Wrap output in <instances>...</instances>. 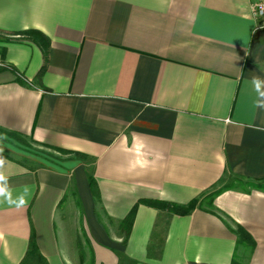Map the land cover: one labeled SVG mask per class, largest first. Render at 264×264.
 <instances>
[{
    "label": "crops",
    "instance_id": "1",
    "mask_svg": "<svg viewBox=\"0 0 264 264\" xmlns=\"http://www.w3.org/2000/svg\"><path fill=\"white\" fill-rule=\"evenodd\" d=\"M257 1L0 0V171L27 200L0 199V264H231L238 226L256 243L242 264H264L262 190L231 188L214 213L140 205L122 226L141 200L264 181ZM29 30L47 56L12 36Z\"/></svg>",
    "mask_w": 264,
    "mask_h": 264
},
{
    "label": "trees",
    "instance_id": "2",
    "mask_svg": "<svg viewBox=\"0 0 264 264\" xmlns=\"http://www.w3.org/2000/svg\"><path fill=\"white\" fill-rule=\"evenodd\" d=\"M12 36H20L32 43L37 44L38 46H40V48L43 50V53L45 56H47L49 48H50V40L47 36H45L43 33L36 31V30H29V31H25L19 34H14ZM3 40L5 42L10 41L11 39L9 38H1L0 37V41ZM0 53L2 54V57H4L5 52L4 51H0ZM44 69H42V71L39 73L38 75V81L41 80L42 75H43ZM64 154L68 155V154H72L69 151H61ZM77 156H81L80 154H78ZM238 180V185L232 184V185H226L222 188H220L219 190L214 191L213 193L207 195L206 197L203 198H196L194 200H192L191 202H189L188 204L185 205H181V204H175V203H171V202H164V201H156V200H141L130 212V214L128 215V217L124 220L122 226L124 229H128L130 230L131 227L133 226L134 223V219L136 216V212L137 209L140 205H145L151 208H154L156 210L159 211H164V212H168L172 215H176V216H188L190 215L192 212H194L196 209L198 208H208L212 213H214V207H213V201L214 199L219 196L220 194H222L223 192L231 189V188H237V187H241V181H239L240 179L237 178ZM247 188H253V189H258V190H262L264 191V181L261 182H248L247 183ZM247 190V189H245ZM205 203L207 204V206L205 207ZM234 234L236 235L237 238V245H236V251L232 260L231 264H242V260L241 257L239 256V253L241 250H243L244 256H246L247 258L249 256L252 255L255 247H256V243L253 240V238L251 237V235L241 226H238L237 229L234 231ZM127 239V237H126ZM31 254H36L33 252V250H30V254H28V257L31 258ZM27 262H24L22 264H25Z\"/></svg>",
    "mask_w": 264,
    "mask_h": 264
},
{
    "label": "clouds",
    "instance_id": "3",
    "mask_svg": "<svg viewBox=\"0 0 264 264\" xmlns=\"http://www.w3.org/2000/svg\"><path fill=\"white\" fill-rule=\"evenodd\" d=\"M250 81L256 93L255 106L258 109H264V76L252 74ZM4 163V159L0 158V168L3 167ZM0 199L15 204L17 207H23L27 204V200L23 195L15 199L12 198L10 189L7 186V178L2 171H0Z\"/></svg>",
    "mask_w": 264,
    "mask_h": 264
},
{
    "label": "rangeland",
    "instance_id": "4",
    "mask_svg": "<svg viewBox=\"0 0 264 264\" xmlns=\"http://www.w3.org/2000/svg\"><path fill=\"white\" fill-rule=\"evenodd\" d=\"M26 144L29 146V148L30 149H32V150H36V151H39V152H43V153H45V154H48L49 156L51 155V156H53V157H58V158H62L63 157V153H61V154H56V153H54L53 151L52 152H49V151H47V150H41L35 143H33L32 141H30V140H26ZM230 180V181H229ZM228 181H225L224 183H222L221 185H222V187H224V186H226V185H232V184H235V185H238V180L235 178V179H229ZM226 183V184H225ZM247 183H248V181H246V182H242L241 183V187H240V189H242V190H245V189H247ZM205 207L207 206V204L205 203V205H204ZM81 241H83V243H85V240L84 239H82ZM80 247V246H79ZM78 247V248H79ZM85 247V248H84ZM82 246V247H80V251L81 250H85V249H87V247H86V245L85 246ZM86 254V255H85ZM83 257V255H81V254H78V257ZM239 256H242V254L241 253H239ZM84 258L86 259V260H84ZM84 258H83V260H84V262H83V264H88V262H89V254H87V253H84Z\"/></svg>",
    "mask_w": 264,
    "mask_h": 264
},
{
    "label": "built area",
    "instance_id": "5",
    "mask_svg": "<svg viewBox=\"0 0 264 264\" xmlns=\"http://www.w3.org/2000/svg\"><path fill=\"white\" fill-rule=\"evenodd\" d=\"M252 18L260 22V27L264 28V0H258L252 4Z\"/></svg>",
    "mask_w": 264,
    "mask_h": 264
}]
</instances>
